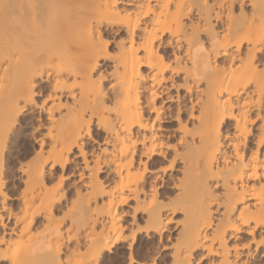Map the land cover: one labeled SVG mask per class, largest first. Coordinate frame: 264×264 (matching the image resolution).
I'll list each match as a JSON object with an SVG mask.
<instances>
[{
  "label": "snow or ice",
  "instance_id": "obj_1",
  "mask_svg": "<svg viewBox=\"0 0 264 264\" xmlns=\"http://www.w3.org/2000/svg\"><path fill=\"white\" fill-rule=\"evenodd\" d=\"M186 7L176 0H103L98 12L82 20L86 63L50 57L30 66L9 90L0 110V201L6 213L8 201L21 198V189L26 197L35 178L41 195L37 200L33 189L30 210L64 221L61 235L66 230L67 237L58 252L65 245L71 251L73 244H81L83 233L76 232L69 213L78 208L92 212L93 197L96 210L110 216L116 230L95 247L87 264H257L244 257L254 255V249L264 252V163L259 159L264 157V136L252 148V163L240 147L242 142L251 144L246 139L252 134L250 122L264 133V31L255 43L233 32L237 17L257 23L258 5L256 0H202L185 17ZM259 7L264 9V0ZM174 13L176 18L169 22L167 17ZM225 23L227 28L222 27ZM0 71L10 72L7 59L0 62ZM3 79L0 76V94L9 88ZM258 87L260 108L252 111L246 95L255 101ZM134 91L138 105L141 93L150 97L152 117L146 123L134 120L118 132L129 149L125 153L119 145L112 146L114 123L109 114L119 115L121 102ZM205 96L214 100L211 108ZM161 99L171 112L168 138L161 130ZM123 107L131 110L126 101ZM205 126L206 147L203 131L197 139V131ZM141 143L147 151L141 152ZM189 155L197 157L196 208L202 224L197 222L186 238L189 207L183 184L168 177L181 164L187 171ZM113 157L119 161L115 185L110 183ZM17 178L23 183L14 187ZM141 179L151 181L150 200L129 195ZM169 187L174 191L165 197L163 190ZM88 227L104 231L97 223L84 232ZM13 242L18 251L21 242ZM222 248L229 251L227 261L220 259ZM12 252L7 238L0 240V264H19ZM64 256L36 264H71Z\"/></svg>",
  "mask_w": 264,
  "mask_h": 264
},
{
  "label": "bare ground",
  "instance_id": "obj_2",
  "mask_svg": "<svg viewBox=\"0 0 264 264\" xmlns=\"http://www.w3.org/2000/svg\"><path fill=\"white\" fill-rule=\"evenodd\" d=\"M156 2L157 0H153V3ZM176 2L188 6L183 10V16L187 17L189 11L192 10V6L201 3L202 0H176ZM249 2H251V0H249ZM102 3L103 0H0V62L7 59L10 66V72L7 74L0 71V76L4 77L2 82L9 86V88L5 89L4 93L0 94V110L3 109L6 103V98L11 87L23 78L24 74L33 64L42 60H47L53 56L62 57L70 63L87 62L85 49L81 43L82 20L84 17L92 16L98 12L99 6L102 5ZM256 3L258 5L255 9L257 23H251V19H249V21H242L239 17L233 22V32L239 33L241 38H251L254 43L259 41L261 33L264 31V26H262L261 23L264 21V9L259 7L261 0H256ZM164 11L167 15V10L165 9ZM176 11L179 12L181 10L177 9ZM196 11H199V9H196ZM175 18V13L167 17L169 22ZM197 20H199V16H197ZM225 20H227V16H225ZM133 23H135V20H133ZM189 23H191V21H189ZM222 27L227 28V24L225 23ZM221 40H224L223 35L221 36ZM221 66H223V61H221ZM122 72L123 69H121V73ZM119 78H122V76ZM157 87L159 88V82ZM233 88L235 89V84ZM164 91L167 92V89ZM140 95L143 96L142 104L138 105L136 103V93L134 91L130 98L125 96V101L129 104L130 111L124 110L123 105L125 101H122L120 105V114L117 115L115 111L109 114L111 121L114 123L112 132V146L114 149L119 145L123 148L124 152L127 153L129 149L125 147V138L123 135H119L118 137V132H122L125 127H130L134 120L138 123L139 119L142 118L146 123L147 120L152 117L151 109L148 108L150 97L144 93ZM255 95V101H253L251 95H246V99L249 101L247 107L252 111H256L260 108L259 87L255 90ZM180 99L183 98L181 97ZM204 99L207 108H211L214 105V100L211 97L205 96ZM189 102H191L190 97ZM112 103H115V99ZM160 104L163 106L159 110L165 117L164 122H172L170 120V109L165 105L163 99H161ZM102 111L101 109V112ZM197 124H199V121H197ZM163 126L162 124L161 130L165 133V138H168L167 134L172 130L171 126L170 128H167V126L163 128ZM243 127L244 122L243 118H241V129H243ZM249 130L252 134L246 137V139L251 140V144L249 145L242 142L240 147L242 149L241 155L246 153L249 157L248 162L252 163V148L259 145L264 133L261 132L259 127L252 125L251 122L249 123ZM138 131L139 129H137V132ZM200 131H203L205 135L206 147L208 143L207 126H205L203 130L197 131V139H199ZM149 132H151V126H149ZM227 132L228 130L225 128L224 134L227 135ZM233 132H235V129H233ZM139 139L143 141L144 136H140ZM127 143L130 144L131 140L127 141ZM149 143L151 144L150 137ZM139 148L141 152L147 151V149H144L142 143L139 145ZM118 155L119 152L117 151V156ZM113 159L115 163L112 166V180L110 183L115 185V181L118 179L116 165L119 161L116 157H113ZM131 159L132 158L129 157V160ZM186 159L187 171H182L185 166L181 164L180 168L176 169V174H170L168 180L169 182L175 180L176 183L183 184L181 191L184 196V203L189 207V231L186 238H191L192 230L195 228L197 222H201L202 224L196 208L199 169L196 156L189 155ZM259 159L260 162L264 163V157H260ZM135 166H140L139 158L136 159ZM225 167H227V165H225ZM124 171L125 183L127 184V167L124 168ZM261 172L264 173V168L261 169ZM150 174L151 171L149 172V175ZM17 175L20 176L22 174L18 173ZM237 175H239V172ZM181 177H184V179L181 180ZM133 179H136L135 174H133ZM19 182L21 184L23 183L21 179H19ZM33 189H35L36 199L38 200L41 193L39 185L34 178L32 184L28 186L27 196L25 197L21 189L18 193L21 198L15 199V204L14 202H8L6 213L4 212V204L0 201V240L7 238L13 247V252L11 254L12 259L17 260L19 264H36L38 261L51 259L54 256L58 258L61 253H65L64 258L66 261L69 257L71 258V264H81L82 261L87 264L95 247L101 245L110 233L115 232L116 228L112 224V218L110 216L105 217L96 210L95 199L93 197L92 212H82L78 208L74 212L69 213L70 220L74 219L75 221L76 232L83 233L81 237V244L84 246L83 252L81 251V244H73L71 251H69L65 245L63 248L59 249L58 252V245L62 244L64 238L67 237L66 230H63V236L61 235V228L64 221L60 219H47V213H45L44 216L33 214V211L30 210L33 199ZM173 191L174 189L169 187L163 190V195L167 197L168 194ZM151 192V181L141 179L139 185H133V189L129 195L132 197H140L141 201L145 197L150 200ZM51 195L52 194L49 193L46 196V200L50 199ZM88 199L89 197H84L85 209L88 206ZM134 202L135 201H133V203ZM100 203L103 205V200H101ZM58 213L59 215L64 214L63 211L59 209ZM93 213L96 214V219L92 218ZM97 223L104 231L95 233L92 228L88 227L87 231L84 232V229L88 225ZM5 231L7 232V237L4 235ZM75 234L76 233H74V235ZM92 236H95L94 240L90 238ZM13 238L15 241L21 242L18 251L16 250L17 245L13 242ZM89 245H92V247H89ZM220 252V259L227 261L230 258L228 249L222 248ZM234 252L235 248L233 247L232 253ZM253 252L254 255L245 256L244 259H252L259 264V259L264 258V252H259L256 249H254ZM0 255H2V253H0ZM75 258L78 260L75 261ZM231 258L235 259V256L232 255Z\"/></svg>",
  "mask_w": 264,
  "mask_h": 264
},
{
  "label": "rangeland",
  "instance_id": "obj_3",
  "mask_svg": "<svg viewBox=\"0 0 264 264\" xmlns=\"http://www.w3.org/2000/svg\"><path fill=\"white\" fill-rule=\"evenodd\" d=\"M165 124H166V125H165ZM171 124H172V122H167V121L164 122V121H163V125H164L163 128H166L165 126H167V128H170ZM174 174H176V173H174ZM17 176H18V175H17ZM18 177H19V176H18ZM16 180H17V181H15V184L17 185V184H19L20 182H19V179H18V178H17ZM19 185H21V183H20ZM14 186H15V185H14ZM8 202H12V203L14 202V204L16 203V202H15V199H11V200H9ZM77 260H78V259L75 258V261H77Z\"/></svg>",
  "mask_w": 264,
  "mask_h": 264
}]
</instances>
